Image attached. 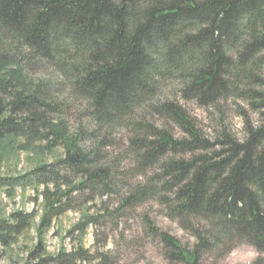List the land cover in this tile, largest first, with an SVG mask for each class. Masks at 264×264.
<instances>
[{"label": "trees", "instance_id": "1", "mask_svg": "<svg viewBox=\"0 0 264 264\" xmlns=\"http://www.w3.org/2000/svg\"><path fill=\"white\" fill-rule=\"evenodd\" d=\"M54 85L65 98L52 97ZM68 98L90 131L63 119ZM181 100L222 112L221 102L242 100L260 117L253 124L240 109L243 138L222 118L211 139ZM16 140L63 149L0 177L8 197L30 188L40 199L39 213L0 218V247L35 226L23 264H113L107 235L89 246L83 238L147 202L195 238L187 249L142 215L174 259L198 264L246 243L264 264V0H0V142ZM68 211L79 213L65 232L70 248L48 253L44 235Z\"/></svg>", "mask_w": 264, "mask_h": 264}, {"label": "rangeland", "instance_id": "2", "mask_svg": "<svg viewBox=\"0 0 264 264\" xmlns=\"http://www.w3.org/2000/svg\"><path fill=\"white\" fill-rule=\"evenodd\" d=\"M49 73L50 76L54 77V73L50 71ZM51 92L53 98H65L67 95L66 90L59 85H54ZM67 102L68 112L66 116L62 117L67 121L70 128L73 130L77 127H83L90 131L91 126L88 124L87 118L83 116L79 104L74 105L72 98H68ZM180 102L188 113L196 119L197 126L203 134L211 139L220 131L221 126L218 121L222 118H224L223 124L229 132L238 139L243 138V118L239 114L240 109L245 111L253 124H256L260 117L257 111L249 109L242 100L221 102L223 112L218 111L213 106L200 107L191 100H181ZM87 136L89 135H85L87 139L85 144L91 143ZM118 138H123V135L121 134V137L120 135L116 136L117 142H114L108 149L113 154L123 152L122 139ZM8 143V141L0 142V177L18 175L38 163L54 161L63 154L61 146H55L51 150L46 148L23 150L18 147L19 140ZM32 194L33 191L30 188L24 191L16 189L14 196L8 197L4 190L0 189V218L7 217L11 211L16 209L25 211L36 209L39 213L40 199L35 201ZM108 204L111 208H115L118 205L117 197L111 196ZM144 214L149 215L157 227L176 238L181 246L187 249L192 248L195 243L192 234L185 230L177 220L168 218L162 208L154 202L125 209L116 216L101 219L96 228H90L87 231L83 243L89 246L95 241V237L101 240L107 235L109 237L108 247L112 250L113 264H184L171 256V249L165 247L158 237L147 234L142 221ZM78 217V212L68 211L53 221L44 235V243L48 253L54 254L60 247L70 248V242L65 237V232L76 222ZM37 220L38 216H36L35 222ZM36 237L35 226H33L21 234L16 243L8 247H0V264H23L28 251L36 242ZM258 256L259 253L252 245L240 243L218 258L211 253H206L198 264H253Z\"/></svg>", "mask_w": 264, "mask_h": 264}]
</instances>
